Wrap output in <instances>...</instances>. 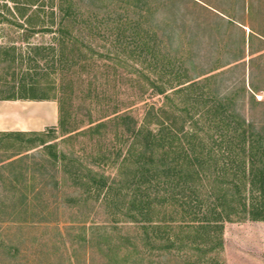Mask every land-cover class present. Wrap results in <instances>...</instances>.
Returning <instances> with one entry per match:
<instances>
[{
  "label": "rangeland",
  "instance_id": "374dc122",
  "mask_svg": "<svg viewBox=\"0 0 264 264\" xmlns=\"http://www.w3.org/2000/svg\"><path fill=\"white\" fill-rule=\"evenodd\" d=\"M28 1L19 3L27 6ZM58 3L40 0L29 10H38L49 26L51 9L55 24L58 21ZM71 5L75 22L67 29L77 40L79 61L71 70L60 71L44 52L48 76L39 77L55 87L65 80L68 132L59 130L57 100H51L57 109L53 121H43L40 110L24 116L15 112L41 101H0V264H194L195 257L187 262L186 256L193 254L189 250H146L137 226L126 222L102 195H85L82 186L66 179L68 175L51 163L49 151L33 134H41L46 144L55 145L57 152L79 159L84 166L102 154L112 163L120 147L115 127L108 125L102 134L89 133L90 127L124 111L141 122L149 106L162 105V97L143 85L139 63L127 59L126 19L139 21L144 30L153 29L156 53L149 58L156 64L155 78L160 81L162 72L171 70L174 60L181 58L189 74L220 64L218 72L225 71L221 90L234 84L236 92L245 87L248 93L237 103L238 114L256 125L263 123L264 0H146L140 4L144 17L137 0H71ZM14 8L11 0H0V45L15 46L16 54L23 57L29 45H56L55 24L52 33H37L25 40V27L13 25L25 24ZM168 30H174L171 40L167 39ZM237 54L242 59L234 62ZM26 64L19 68L16 62L13 66L16 91ZM43 64L41 61V68ZM6 79L7 85L0 80L5 95L12 85L10 77ZM251 83L259 91L252 93ZM250 94L263 104H250ZM52 95L58 91H48V96ZM19 133L23 135H8ZM104 170L111 176L116 172L109 167ZM196 264H264V221L225 222L222 249Z\"/></svg>",
  "mask_w": 264,
  "mask_h": 264
},
{
  "label": "trees",
  "instance_id": "16d2710c",
  "mask_svg": "<svg viewBox=\"0 0 264 264\" xmlns=\"http://www.w3.org/2000/svg\"><path fill=\"white\" fill-rule=\"evenodd\" d=\"M39 1L29 0L24 6L19 0H11L18 17L25 22L13 25L25 27V40L37 33H52L53 10L47 15L49 26L41 20L38 10H29ZM145 1L137 0L141 16ZM58 2V21L53 32L56 45H29L26 57L16 54L15 46L0 45V80L4 79L3 85H7L9 76L12 83L6 95L0 90V100H57L59 130L67 133L65 80L55 87L39 78L48 76L45 71L48 55L44 52L51 55L52 66L60 71L71 70L79 61L77 40L71 38L67 29L75 22L71 0ZM124 24L127 59L139 63L143 85L162 97V105L149 106L141 122L130 111H124L90 127L91 134H102L101 130L105 131L110 124L115 127L120 147L112 163L107 154H102L84 166L79 159L57 152L55 145L46 144L41 134H33V139L49 151L51 163L62 168L68 175L66 179L83 187L85 195L97 198L102 195L126 222L135 224L146 250H189L193 254L186 256L187 262L195 257L193 263H200L207 255L222 249L225 222L264 221V122L256 125L238 114L237 103L244 100L246 89L241 87L236 92L233 84L221 90L220 78L225 71L218 72L220 64L208 71L200 69L189 74L180 56L171 70L162 72L161 78L166 76L167 80L159 81L154 76L156 64L149 58L156 53L153 29L140 28L137 20L126 19ZM168 31L167 39L171 40L174 30ZM234 58L237 62L242 56L237 54ZM25 61L28 68L21 75L16 91L13 66L17 62L21 68ZM41 61L44 68L40 67ZM52 89L58 95L48 96ZM250 89L252 93L259 91L253 83ZM248 102L253 106L263 104L253 94ZM104 167L114 168L115 175L105 174ZM24 197L27 202V196Z\"/></svg>",
  "mask_w": 264,
  "mask_h": 264
},
{
  "label": "crops",
  "instance_id": "0c3cea01",
  "mask_svg": "<svg viewBox=\"0 0 264 264\" xmlns=\"http://www.w3.org/2000/svg\"><path fill=\"white\" fill-rule=\"evenodd\" d=\"M0 101H6V102H19V101H26V100H0ZM33 101V100H29ZM35 110H40L41 116L43 118V121H53L56 116V106L55 104L50 100H44L41 101L40 104H37V106H27V107H21L16 108L15 112L19 114V116H24L26 113H33L35 114ZM11 112V111H10Z\"/></svg>",
  "mask_w": 264,
  "mask_h": 264
}]
</instances>
